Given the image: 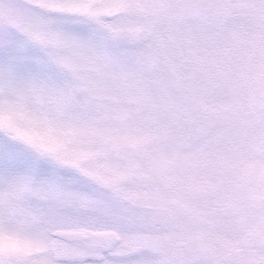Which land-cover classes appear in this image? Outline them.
<instances>
[{
  "label": "snow or ice",
  "instance_id": "6c2138e0",
  "mask_svg": "<svg viewBox=\"0 0 264 264\" xmlns=\"http://www.w3.org/2000/svg\"><path fill=\"white\" fill-rule=\"evenodd\" d=\"M72 2L88 10L47 13L52 32L103 49L118 61L143 59L145 52L164 58L182 69L180 86L195 90L202 107L192 120L183 110L161 107L156 91L115 116L110 107L96 112L89 103L73 111L85 122L103 120L96 127L136 143L169 140L178 155L196 161L192 179L205 192L199 221L214 249L211 255L195 252L192 230L169 232L159 226V217L150 228L123 225L124 238L104 247L60 236L98 224L101 211L81 206L89 193L71 182L77 179L72 173L60 170L54 176L39 156L0 134V176L30 180L44 190L42 199L26 204L11 199L0 207V264H264V0H128L111 19L102 4ZM21 8L33 15L42 11ZM2 56L14 70L55 80L49 61L29 58L15 42L4 45ZM52 87L62 91L45 87L34 94L41 110L71 100L70 80ZM49 191L60 198H49ZM25 223L32 224L27 232L21 230ZM134 233L142 239L132 243ZM163 237L171 238L166 245L159 244ZM16 241L31 250H7Z\"/></svg>",
  "mask_w": 264,
  "mask_h": 264
},
{
  "label": "rangeland",
  "instance_id": "374dc122",
  "mask_svg": "<svg viewBox=\"0 0 264 264\" xmlns=\"http://www.w3.org/2000/svg\"><path fill=\"white\" fill-rule=\"evenodd\" d=\"M127 2L88 0L89 5H104L107 19L121 15L119 6ZM22 4L42 11L30 14ZM87 10L72 0H0V134L39 156L40 163L51 166L54 176L63 170L77 177L71 182L89 193L81 206L99 209L102 216L98 224L74 230L86 234L84 241L89 246L104 247L120 241L124 238L123 225L150 228L153 218L159 217V226L169 232L192 230L196 234L194 251L211 255L214 243L201 230L199 221L205 192L191 175L197 162L178 155L169 140L148 137L136 143L108 128L96 127L103 120L85 122L73 111L81 103H89L96 112L110 107L115 116L125 106L144 103L147 93L156 91L163 98L161 107L183 110L192 120L202 107L195 90L180 86L184 82L182 69L164 58L153 59L145 52L143 59L118 61L103 49L86 47L48 27L47 13L76 15ZM10 41L29 58L49 61L55 80L8 67L2 53ZM69 80L71 100L60 108L53 103L48 110H41L34 100L35 92L45 87L62 91L53 84ZM43 191L34 188L30 180L10 181L0 176V207L11 199L22 204L42 199ZM47 196L60 198L54 191ZM31 228L30 223L21 226L25 232ZM129 239L135 243L142 237L134 233ZM170 239L163 237L159 244L166 245ZM6 248L25 254L31 245L16 241ZM156 251L164 256L162 247Z\"/></svg>",
  "mask_w": 264,
  "mask_h": 264
},
{
  "label": "water",
  "instance_id": "95a60500",
  "mask_svg": "<svg viewBox=\"0 0 264 264\" xmlns=\"http://www.w3.org/2000/svg\"><path fill=\"white\" fill-rule=\"evenodd\" d=\"M60 236L62 237H68L70 239H76V240H85V235L83 233L71 231V232H62L59 233Z\"/></svg>",
  "mask_w": 264,
  "mask_h": 264
},
{
  "label": "flooded vegetation",
  "instance_id": "af4514ba",
  "mask_svg": "<svg viewBox=\"0 0 264 264\" xmlns=\"http://www.w3.org/2000/svg\"><path fill=\"white\" fill-rule=\"evenodd\" d=\"M158 254V253H157Z\"/></svg>",
  "mask_w": 264,
  "mask_h": 264
}]
</instances>
